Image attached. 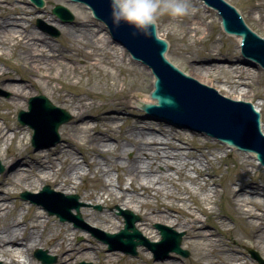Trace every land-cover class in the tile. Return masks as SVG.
Segmentation results:
<instances>
[{
	"label": "bare ground",
	"instance_id": "6f19581e",
	"mask_svg": "<svg viewBox=\"0 0 264 264\" xmlns=\"http://www.w3.org/2000/svg\"><path fill=\"white\" fill-rule=\"evenodd\" d=\"M42 1L43 5L41 7L51 2L50 0ZM195 1L203 5L202 2ZM62 2L70 6H72L71 4H80L84 7L76 6L78 7L77 12L81 17L74 24L71 26L60 25L52 16L46 18L43 15L40 17L46 18L48 22L54 24L55 27L71 39L72 42H70L69 47L64 48L63 51L53 46L40 32L22 23L28 16L36 14V10L20 4H31L36 8L41 7L34 5L30 0H0V49L7 48L10 51V55L16 60L15 68L26 72L28 77L23 83H13L11 82L13 77L9 75V72L0 68V87L10 93L7 100L0 99V161L5 162L11 169H13L14 163H17V167L13 171L0 177V187L6 188L10 186L13 189L19 188L25 190V192L32 193L31 191L36 190L38 185L44 181L51 183L54 189L57 190H52L56 194L53 196L35 197L33 200L27 199L33 205H28L25 212L21 211L23 209L21 202H15L14 207H9L6 200L13 196L10 194V190L7 189L5 196H0V264H40L34 256L32 257V252L37 249L45 251L47 255L48 253H55L58 259L57 264H73V262H77L80 259H98L99 253L102 256L98 264H120V261L124 259L123 257H120V260L119 258L114 260L113 254L106 255L103 252V246L89 235H87L86 240L91 242V246H87L85 243L76 244L73 239L77 234L76 229H70L66 225L57 226L51 217H45L37 211L38 208L43 209L48 215L56 216L57 218L59 212L65 210H70L71 215H76L72 211L75 212V207L80 203L66 198V196L75 194H78L82 201L101 199L107 209L114 205H120L119 208L121 210L125 209L139 213L141 216L139 228L150 241L145 237L137 240L131 239L129 236H123V240L124 242L129 240L133 242L140 241L138 247H144L152 253L154 258H156L155 255L165 258L170 256V253H174L175 255L172 256L171 254V258L164 264H179L178 261L181 260L179 255H183L169 251L166 256H163V253L157 249L154 252L148 250V244L145 240L157 243L158 235L160 236L159 230L154 233L151 232L150 224L152 222H158L161 224L158 225L168 229L176 228L190 232L186 236L187 239H192V243L199 246V250L202 253L201 258L203 261L196 260V264H246L245 260L240 259L238 255L218 246V240L213 239L214 235L206 231V227L203 226L205 220H201L194 214L192 205H195L193 202L198 197V192L201 194L199 200L203 203L216 204L217 201L216 188L208 186V182L215 184V180L212 178L214 174L207 172L208 169L202 170L198 167L201 164V160H204L208 165L210 160L202 151L203 146L195 144L194 136L191 139L184 138L177 129L174 127L167 129L165 122L163 123V121L158 119H156L158 127L152 121L145 122L129 118H125L123 124L116 125V117L114 115L99 116L95 114L91 117L97 121V124L90 126V118L88 116L84 117L85 109L88 106L86 99L80 94L70 95L67 90H63L64 85H69L64 82L63 76L73 80L76 76L82 75V67H78L75 64L78 59L82 58L85 63L83 67L90 69L96 68L103 63L107 65L114 64L117 58L121 61L123 60L121 53L118 56L115 53H109L108 50L110 49L106 50L104 48L105 43V45L110 43L117 46L121 52L126 53L127 51L125 50V52L122 46L115 44L109 37L108 32L106 33V38H100L98 30L91 28L90 22L84 19V10L91 14L85 5L78 2H68V0H62ZM254 9L257 11L258 20L264 22L263 4H257ZM181 25L186 29L187 39L188 37L194 38L196 36L204 39L208 35V33H205L207 26L205 18L198 17V11L182 17ZM157 35L161 37L158 31ZM236 40L239 42L240 38L236 37ZM78 47L81 49H77ZM126 57L127 61L130 62L131 58L128 53ZM0 62H2L3 66L10 69L11 64L4 58L3 54H0ZM91 62L97 63L92 64ZM137 63L139 65V62ZM139 66L150 75L151 87H148L149 89L146 92L138 91L135 95L127 98V100L113 103L114 110L137 107V101H145V104L154 103V100L150 97V91L153 90L155 77L146 67ZM254 67L256 69L257 66L255 65ZM195 71L201 72L202 76L213 77V81L218 85L216 91L219 94L225 95V97L234 101L240 100V102L250 103L260 114V129L264 136V123L262 121L263 102L256 93L249 96V90H247V87H251L260 76L256 70L230 63L197 67ZM220 74H223L225 79H222ZM36 80L47 84L46 89L50 90V98H55L61 107L80 111L75 116L74 124L72 123L70 131L74 135L88 139L89 151L86 150V153H81V158L87 168L85 173L83 172L85 170L82 164L77 160L76 153L73 152L74 145L71 141L65 140L63 143L57 144L59 141L56 143L53 139H50L51 127L49 122L54 114L44 112L38 103L34 104L33 110H30L33 103L29 104V101L35 97L28 99L26 111L20 110L19 112L30 113L26 116L28 121L32 117H36L37 122L34 125L41 128L39 140L36 144L37 150L38 148L52 147L50 149L51 154L49 153L42 160L39 157L42 151L31 153L25 168L20 166V162H16V158L20 153L18 152V147L12 143L20 131L11 126L10 114L12 109L25 105V100L30 95V89L37 92L34 89L39 88ZM213 81L211 80L210 82ZM55 82L60 83L61 87H53L52 83ZM125 84L124 79L121 80L117 76L113 86L123 87ZM137 84L139 85V83ZM140 88H143L141 84ZM247 97H250V99H245ZM44 98L47 99L46 97ZM55 107L63 110L61 107ZM140 109L142 110V108ZM1 111L5 112L2 113ZM59 116L60 119L65 118L63 115ZM3 125L5 126L4 128H2ZM102 127L104 129H101ZM183 129L190 131L185 126ZM116 130L118 134L115 132ZM9 131L12 133L9 134ZM31 131L32 145L34 130L31 129ZM173 139L179 140L184 145L176 144ZM207 144L210 147L213 145L212 143ZM185 146L200 152L202 158L200 159L194 152H185ZM33 148L35 149L34 146ZM221 148L219 147V149ZM128 152H131L132 156L129 159H124ZM94 156L100 157L101 161L95 160ZM248 157L253 158V161L259 165L253 153H249ZM0 167H2L1 162ZM159 167L162 168V171L158 169ZM109 169L119 173L117 189L109 177ZM188 169L194 170L197 174L196 177L188 176ZM90 174L100 182V192L86 191L81 194L78 191L79 188L75 180H86ZM121 174L128 177L129 188L123 187L124 179ZM173 174H176L177 178ZM181 181H188L190 184L197 186V188L186 186ZM200 181L204 182L203 185H200ZM236 186L235 188L232 184L225 185V193L228 195L227 200L233 209L234 216L249 223L248 233H256L254 238L256 247L264 250V210L261 209L262 203H264V198H262L264 197V190H261L256 185L251 184V186H248L246 182ZM141 191L142 194L140 196ZM184 195H187V198ZM187 200L191 201L192 205H186ZM165 201H168V203ZM35 202H38V204ZM34 205L38 206V208ZM198 205H195L197 212L205 216L212 214L213 208H203L202 205ZM81 206H78V208ZM97 208L99 209V207ZM81 213L85 222L94 227L105 232H112L111 234L120 232L117 231L122 227V222L119 219V222H116L112 215L106 211L97 213L82 209ZM173 213H177V215H173ZM81 224L83 223L81 222ZM82 226L88 229L86 225L83 224ZM129 231L132 230L129 229ZM96 232L99 231L96 230ZM102 234L103 232H99V235ZM102 237L105 238L104 235ZM100 241L108 246V252L119 251L125 253L119 249L109 250L110 243H106L102 239ZM45 248L48 249L43 250ZM125 249H127L126 246ZM214 251H216L217 257H212ZM94 254H97V256L94 257ZM121 264H143V262L125 258V261Z\"/></svg>",
	"mask_w": 264,
	"mask_h": 264
},
{
	"label": "rangeland",
	"instance_id": "374dc122",
	"mask_svg": "<svg viewBox=\"0 0 264 264\" xmlns=\"http://www.w3.org/2000/svg\"><path fill=\"white\" fill-rule=\"evenodd\" d=\"M51 2L48 5H44L41 8H36L33 5L28 4H20L21 6L28 7L30 9L36 10V14L30 15L26 18L25 21L22 23L25 26H28L32 28L33 30H36L40 32L44 37L47 38V40L55 47L59 48L61 51L64 50V48H68L70 45L71 39L65 35L60 29L54 26V24L47 21V17H54L55 20L60 25H68L71 26L75 23L76 20H78L81 16H79L77 12L76 6H80L84 8L80 4H71L67 5L62 0H50ZM228 3H231L240 13L242 16V19L244 20L245 24L254 31V33H257V35L260 38L264 39V22L259 21L257 16V11L254 9L255 6L259 3L263 4L264 6V0H225ZM192 5L197 9L198 11V17H204L205 18V24L207 25L205 28V33H208V35L203 39L202 37L196 36V37H186V29L181 25V18H172L167 15L162 16L158 19V23L156 25L158 34L161 35L162 39H165L168 43V51L166 53V57L170 62L173 63L174 66H176L178 69H180L182 72H184L186 75L193 77L198 82L207 85L208 87H214L215 90L218 87V85L213 81V77H205L202 76L201 72H196L195 68H200L204 66H216V65H226L223 64V61H218V64H215L214 61H211V64H195L191 62V57H197V56H203V55H209L212 54L213 57L218 56H228L229 59L231 56H240V49H239V42L236 40V37L226 35L220 26V19L217 15V13L214 10H211L210 8H207L206 6L196 2L195 0H190ZM60 5L66 8L70 14L72 15V19L69 21L62 20L58 18L55 14H53L52 10L54 6ZM10 7V6H7ZM195 11V12H196ZM194 13V12H193ZM45 15L46 18H42L40 16ZM84 19L89 21L90 27L98 30V35L100 38L104 39L107 36L106 27L96 19L92 17V15L87 11L84 10ZM177 21V23H175ZM200 39V40H199ZM106 44V43H105ZM104 44V48L110 50L109 53H115L122 54L123 60L117 58L116 61H114V64L107 65L106 63L99 64L96 68H90L86 69L83 67L85 64L82 58L78 59L75 64L78 67H82V75L76 76L75 79L69 80V78L66 76H63V80L65 83H68L69 85H64L63 90H67L68 94H80L83 98L86 99V103L88 106L86 107L85 115L84 117H89V125L95 126L97 124V121L94 120L91 116L98 114L99 116H110L114 115L116 117V125L123 124V120L125 118L133 119L134 117H127V113H135V112H143L141 109H138V107L134 106L131 108H121L119 110L113 109V103L117 101H123L127 100L132 95H135L138 91L146 92L151 87V79L150 75L147 71L141 69V67L138 65L137 62L133 61H127L126 53L123 51L121 52L119 48L115 45H112L108 43L107 45ZM81 49V48H77ZM88 51L87 49H85ZM69 53V52H68ZM72 53H74L72 51ZM0 54L4 55V58L8 60V62L11 64L10 69L3 66L0 62V68L8 71L9 75L13 77V83H23L25 79H28L26 72L19 70L15 68L16 60L14 57L10 55V51L7 48L0 49ZM109 56V55H108ZM111 56V55H110ZM121 57V56H119ZM97 63V62H91ZM230 64V63H227ZM239 64L243 67H247L251 70H256L260 76L259 78L254 82V84L251 85V87H247V90H249V96H251L253 93H256L258 97H261V101L263 102L262 107V121L264 123V71L258 66L253 67L249 66L244 63H234ZM142 66V65H141ZM9 67V66H8ZM145 68V67H143ZM119 77V79L126 82V84L122 86H113L115 84V78ZM220 77L222 79H225V76L223 74H220ZM200 78V79H198ZM201 80V81H200ZM213 82H210V81ZM39 84V88L36 89L37 92H35L33 89H30V95L25 100V105L23 107H19L16 109L11 110L10 114V124L15 129L19 130L20 132L17 134L15 141L12 143L13 145H16L18 147V152L20 153L17 158L16 162H20V166L22 168H25L28 162V157L31 155V153H38L39 151H42L40 154V159H45L49 153L50 148H38V150L33 148L31 145V136L32 131L27 126H22L17 122V114L20 110H27V102L30 97H36L38 95H43L46 97L54 106L61 107L55 100V98H50V90H47V84H45L42 81L36 80ZM204 81V82H202ZM139 83V85L137 84ZM208 83V84H206ZM222 83V82H221ZM220 83V84H221ZM140 84L143 86V88H140ZM219 84V83H218ZM53 87L60 88L61 85L58 82L52 83ZM222 86V84H221ZM50 89V87H48ZM122 88V90H120ZM118 89V90H117ZM118 91V92H117ZM221 95V94H220ZM10 96V93L7 90H4L0 87V99L1 100H7ZM245 99H250V97H247ZM63 108V107H61ZM64 111L67 112V114L70 116L69 121L62 124L58 129V135H59V143H63V141H71L74 145L73 152L76 153L77 160L82 164L85 171H87V168L85 164L83 163V160L81 158L82 154L86 153L89 147L88 139L85 137H81L79 135H74L71 131V125L74 124L75 116L78 115L80 111L78 110H72L71 108H63ZM4 113L5 111H1ZM84 120V119H83ZM86 120V118H85ZM140 121H152L154 122V125L157 126V120L156 119H144ZM1 122V121H0ZM76 122V121H75ZM164 123V122H163ZM165 124V127L167 129H170V125ZM5 126L3 125L2 128ZM158 127V126H157ZM177 129L178 132L182 134V137L191 139L193 136L195 137V144L198 146H203L202 151L207 155L208 160H210V164L208 165L204 160H201V164L198 166L200 169H208L207 172L213 173L214 176L212 177L215 180V184H212L211 182H208L209 187H214L217 190V201L216 204H207L203 203L199 200L201 194L200 192L197 193L198 197L194 199L195 205L199 206L198 204L202 205L203 208H213L212 214L205 216L204 214H201L195 210V205H192V202L187 200L186 205H192V209L194 211V214L197 215L201 220H205L203 222V226L206 227V231L211 232L214 236L213 239L218 240L217 244L218 246L223 247L224 250H230L232 253L239 256L240 259L245 260L246 264H258L257 261H255L250 254L248 253L249 250H252L256 252L263 260H264V250L257 248L255 245V234L256 233H248V227L249 223L245 222L244 220L235 217L233 213V209L228 202V195L225 193V185L232 184L233 187H237L236 185L247 183L248 186L256 185L261 190H264V168L260 165H257L255 161H253V158L248 157V154L244 152L237 151L236 149L228 148L226 145H223L219 143L217 140L208 137L203 134L199 133H192L189 130L186 129H178L177 127H174ZM101 129H104L103 127ZM118 130V129H117ZM115 131L118 134V131ZM12 132L9 131V134ZM93 134V132H91ZM97 134V133H96ZM95 134V135H96ZM9 143V141H7ZM173 142L176 144H181V142L177 139H173ZM207 143H212V147H210ZM56 144V145H57ZM184 145V144H181ZM130 147V146H128ZM219 147H222L219 149ZM89 151V150H88ZM185 152H194L196 156H198L200 159L201 154L200 152H197L193 150L192 148L185 146L184 149ZM82 153V154H81ZM51 154V153H50ZM132 156L131 152H128L124 159H129ZM95 160L101 161L100 157L94 156ZM1 165L3 167V170L0 172V177L3 176L6 173H9L13 171L14 168L17 167V163H14L15 165L12 166L13 169L9 165H6L5 162L0 161ZM159 170L162 171V168L159 167ZM187 174L190 177H196V173L192 169L187 170ZM118 175L115 170L109 169V177L113 181L115 188L117 189L118 186ZM121 176L124 179L123 187L129 188V179L126 175L121 174ZM175 178H177L176 174H173ZM207 178H209L206 175ZM77 187L79 188L78 191L83 194L86 191L87 192H100V182L95 179V177L90 174L89 177L86 180H75ZM182 184L189 186L191 188H197V186L190 184L188 181H181ZM200 185H203L204 182L200 181ZM45 185L49 186L52 190L54 189V186L51 185V183H47L42 181L36 190L31 191L32 193L39 192ZM253 188V187H252ZM7 189L10 190V194L13 196L9 199H7V203L9 207H14L15 202H21L23 204V209L21 211L25 212L28 205H33L29 201H24L20 198L21 193H24L25 190H21L19 188H12L10 186H7L6 188L0 187V196H5L7 193ZM35 191V192H34ZM57 191V190H55ZM30 193V192H28ZM74 194V193H73ZM142 194V191L140 192V196ZM77 196V201L82 205L79 208V215L82 220V223L88 227V229L82 227H74L72 223L70 222H60L59 219L56 216H50L46 211L43 209L38 208V212L43 214L45 217H51L57 226H64L66 225L70 229H76L77 234L73 237L74 243H85L87 246H91V242L86 240L87 235H89L92 239H94L96 242H98L101 246H103V252L106 255L113 254V259L116 258L121 259L120 257H123L124 259L120 262L123 263L125 261V258L128 260H136V262H143V264H164L168 259L174 256V253H170V256L165 258H154L152 253L147 251L144 247H138L137 253L135 256H131L129 254H125L119 251L115 252H108V246L106 244L102 243L100 239H104L102 235L104 233L111 234L112 232H105L97 227L92 226L91 224L85 222V219L81 213L82 209H87L93 212L101 213L103 211H106L107 213L112 215V218L116 221L122 222V227L117 231L123 229L124 223L121 216L118 215L119 211L121 210L120 205H114L110 209H107L105 207V204L103 203V200L98 199L95 201L91 200H81L78 194H75ZM185 198H187V195H184ZM106 198V197H104ZM264 198V197H262ZM168 203V201H165ZM99 207V209L97 208ZM262 210H264V203H262ZM123 211H130L131 210H125ZM75 213L74 211H72ZM133 215L138 217V221L135 223L136 230L139 231L142 237H145L149 240L143 234V232L140 230V219L141 216L139 213L131 212ZM258 213V212H257ZM173 215H177V213H173ZM243 221V222H242ZM160 223L158 222H152L150 224V230L151 232L158 231L155 228V225H158ZM88 225V226H87ZM161 225V224H160ZM163 225V224H162ZM173 231H176L180 234H182L181 238V249L185 250L188 253L187 257H181V260L178 261L179 264H196V260L203 261L202 253L199 250V246L192 243V239H187L186 236L190 234V232H186L184 230H178L176 228H171ZM103 232L102 235H99V232ZM150 241V240H149ZM160 241V236L158 235L157 242ZM48 248H45L43 250H47ZM36 251V250H34ZM34 251L32 252V257L34 256ZM45 252V251H44ZM216 251L212 254V257L216 256ZM47 254V253H46ZM116 254V255H115ZM49 256L55 257V263H58L57 255L55 253H48ZM97 254H94V257H96ZM102 254L99 253L98 259L95 258L93 260H85L80 259L77 262H73V264H80V263H91V264H98V262L101 260ZM205 256V255H204ZM120 263V264H121ZM41 264V263H40ZM72 264V263H71Z\"/></svg>",
	"mask_w": 264,
	"mask_h": 264
},
{
	"label": "water",
	"instance_id": "95a60500",
	"mask_svg": "<svg viewBox=\"0 0 264 264\" xmlns=\"http://www.w3.org/2000/svg\"><path fill=\"white\" fill-rule=\"evenodd\" d=\"M30 1L38 7L43 5L42 0ZM69 1L87 5L94 17L106 25L114 43L126 49L135 61L146 66L155 77L153 82L154 89L150 91V97L154 100V103L145 104V101H137L138 109L142 108L145 112L127 113V117H134L135 120L158 119L170 124V127L183 129L185 126L191 132L193 130L205 132L207 135L217 138L219 142L235 147L239 151L254 153L256 160L264 167V136L260 129V115L250 103L240 102V100L234 101L226 98L225 95L221 96L214 90V87H207V85L205 86L194 80L193 77L183 74L184 72L182 73L178 70L165 57L168 44L164 41L165 39L162 40L157 36L156 29L154 35L145 38L141 34H134L133 29L126 24L122 23L119 27H113L109 19V0ZM201 1L218 12L222 27L226 33L241 37L242 53L257 59L264 68V40L263 38H259L256 35L257 33L254 34V31L252 30V32L245 25L238 13L239 11L237 12L231 3L229 5L224 0ZM52 12L62 20L69 21L72 19L68 10L63 6H55ZM190 60L198 65L211 64V61H214L215 64H218V61H223V64L244 63L246 66V63H248L250 67L256 65L249 61L248 57L243 58L241 55L231 56L229 59L228 56L213 57L212 54H209L191 57ZM31 103L33 104L30 110H33L34 104L38 103L44 112L54 114L49 122V126L51 127L50 139H53L57 143L59 141L58 129L70 119V116L66 111L53 106L43 96L30 99L29 104ZM155 112L159 117L148 114ZM29 114L19 112L17 119L20 125L31 127L34 130L32 145L37 149L36 144L39 140L41 128L34 125L37 122L36 117H32L30 121L26 120V116ZM59 115H63L65 118L60 119ZM1 171L2 167H0ZM53 195L56 194L48 186H44L39 194L24 192L20 197L23 200H33L35 197H48ZM66 198L77 202L75 195L66 196ZM35 203L38 204V202ZM78 206L80 204L75 207L76 215H71L70 210L59 212V221L70 222L72 220L75 227H81L82 220L78 213ZM119 215L124 219V228L116 234L104 233L105 238L102 240L110 243L109 250L119 249L135 256L136 248L140 245V241L133 242L129 240L128 242H124L123 236H129L131 239L134 238L137 240L142 238L139 231L134 227V224L138 221V217L130 211L123 210H120ZM155 228L159 230L161 240L157 243L145 240L148 244V250L154 252L157 249L163 253V256H166V253L169 251L185 257L188 255L187 252L180 248L182 234L160 225H155ZM129 229L132 231H129ZM125 246L127 249H125ZM248 252L258 264H264V260L256 252L252 250ZM34 256L41 261V264H53L56 260L55 257L47 255L46 252L40 249L35 251ZM155 257L156 259L160 258V256L156 255Z\"/></svg>",
	"mask_w": 264,
	"mask_h": 264
},
{
	"label": "clouds",
	"instance_id": "9594fccd",
	"mask_svg": "<svg viewBox=\"0 0 264 264\" xmlns=\"http://www.w3.org/2000/svg\"><path fill=\"white\" fill-rule=\"evenodd\" d=\"M196 10L190 0H109L112 26L126 24L145 38L154 35L160 17L181 18Z\"/></svg>",
	"mask_w": 264,
	"mask_h": 264
}]
</instances>
